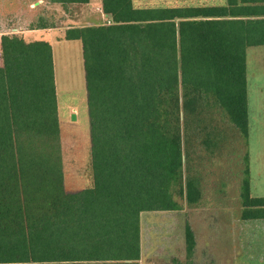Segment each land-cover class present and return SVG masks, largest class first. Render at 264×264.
<instances>
[{"label":"trees","instance_id":"trees-1","mask_svg":"<svg viewBox=\"0 0 264 264\" xmlns=\"http://www.w3.org/2000/svg\"><path fill=\"white\" fill-rule=\"evenodd\" d=\"M101 8L110 24L64 33L81 42L87 93L91 185L75 192L63 187L51 45L0 37V264H138L140 214L203 195L183 169L191 122L209 144L215 106L247 138L246 50L264 46V0ZM238 197L241 220L264 219L247 169ZM185 243L193 257L188 225Z\"/></svg>","mask_w":264,"mask_h":264},{"label":"rangeland","instance_id":"rangeland-1","mask_svg":"<svg viewBox=\"0 0 264 264\" xmlns=\"http://www.w3.org/2000/svg\"><path fill=\"white\" fill-rule=\"evenodd\" d=\"M33 1L0 0V32H8L12 27L20 26H65L96 21L90 19L88 5H62L42 0L40 5L30 9L29 4ZM159 1L132 0L136 7H140V2L158 4ZM78 44V41L54 43V77L63 187L68 192L91 185L87 93L81 45ZM246 81L247 138H244L233 127L227 115L215 106L209 108L210 111L206 113V129L208 128L211 135L209 144L204 142L206 136L193 129L192 122L190 124L189 143L184 146L187 160L183 169L188 177L198 179L203 195L200 201L190 205H185L184 200L178 201L183 209L187 208V212L193 215L191 229L195 241L192 257L194 264H264V220H240L239 227L222 220L214 225L205 219L241 218L242 207L238 195L246 169L250 195L264 196V46L247 48ZM72 114L75 115L74 119ZM210 207H232L235 208V214L227 215L221 212L219 216H211L200 213L201 209ZM169 214L161 211L141 213L142 248L146 255H158L163 257V260L168 256L171 244L166 237L169 220L172 218ZM178 251L179 256L183 258L184 247L182 250L179 247ZM169 262L168 259L166 264Z\"/></svg>","mask_w":264,"mask_h":264},{"label":"crops","instance_id":"crops-1","mask_svg":"<svg viewBox=\"0 0 264 264\" xmlns=\"http://www.w3.org/2000/svg\"><path fill=\"white\" fill-rule=\"evenodd\" d=\"M42 0H34L29 4L30 9L37 7L40 5ZM224 0H160L158 4H144L140 2V8H164V7H197V6H207V5H222ZM81 4V3H80ZM88 5L90 12V19H95L96 21H92V23L87 24H73V25H55L51 26L48 24L37 25V26H20V27H12L8 32H0V37L2 34H16L21 36L25 41H35L41 40L46 41L51 45L52 49V60H53V68H54V43H75L78 41V45H81L79 40H65L64 33L65 30L70 27H83L88 25H101V24H110L111 19L110 16L104 14L101 8V0H89L88 3L83 4ZM80 18V17H79ZM77 45V44H74ZM81 52H82V46ZM79 49V47H78ZM2 65V59L0 54V66ZM55 81V77H54ZM75 192V191H74ZM235 208H219V207H210L201 209L200 213L204 215L211 216H219L220 214L232 215L235 214ZM238 210V209H237ZM161 212H169L171 215L170 223L168 225V236L166 237L167 241L171 244V249L169 254L163 260V257L158 255H146L143 252L142 248V228L141 221L139 216V227H140V257L138 260V264H166L169 259V264H194L192 257H187L186 255V243H185V228L186 226H193V215L191 212H187L186 209H179L177 211H161ZM222 212V213H221ZM143 213V212H142ZM239 213V212H238ZM141 215V214H140ZM216 218V219H215ZM210 223L217 225V223L222 220L223 222H230L229 224L239 226L240 218L235 220V218H222V217H208L205 218ZM215 219V220H214ZM254 220H264V219H254ZM241 221H252V220H241ZM208 222V223H209ZM236 223V224H235ZM240 227V226H239ZM192 230V229H191ZM239 230V229H238ZM237 230V231H238ZM241 231V230H240ZM239 231V233H240ZM184 244V246H183ZM184 247V256L181 258L179 256L178 248ZM178 253V254H177ZM158 261V262H157ZM162 261L163 263L159 262Z\"/></svg>","mask_w":264,"mask_h":264},{"label":"water","instance_id":"water-1","mask_svg":"<svg viewBox=\"0 0 264 264\" xmlns=\"http://www.w3.org/2000/svg\"><path fill=\"white\" fill-rule=\"evenodd\" d=\"M72 118H73V119L75 118V115H74V114H72Z\"/></svg>","mask_w":264,"mask_h":264}]
</instances>
